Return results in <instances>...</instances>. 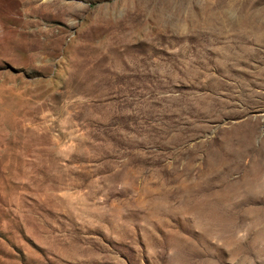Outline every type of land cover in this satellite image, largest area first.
<instances>
[{
    "label": "rangeland",
    "instance_id": "374dc122",
    "mask_svg": "<svg viewBox=\"0 0 264 264\" xmlns=\"http://www.w3.org/2000/svg\"><path fill=\"white\" fill-rule=\"evenodd\" d=\"M0 264H264V0H0Z\"/></svg>",
    "mask_w": 264,
    "mask_h": 264
}]
</instances>
